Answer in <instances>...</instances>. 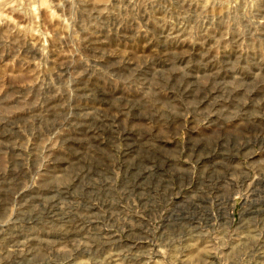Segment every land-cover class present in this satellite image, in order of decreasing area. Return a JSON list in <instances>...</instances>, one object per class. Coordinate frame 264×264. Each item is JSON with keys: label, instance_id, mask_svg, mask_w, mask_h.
<instances>
[{"label": "rangeland", "instance_id": "374dc122", "mask_svg": "<svg viewBox=\"0 0 264 264\" xmlns=\"http://www.w3.org/2000/svg\"><path fill=\"white\" fill-rule=\"evenodd\" d=\"M0 264H264V0H0Z\"/></svg>", "mask_w": 264, "mask_h": 264}]
</instances>
